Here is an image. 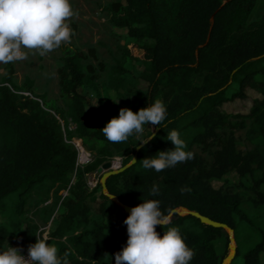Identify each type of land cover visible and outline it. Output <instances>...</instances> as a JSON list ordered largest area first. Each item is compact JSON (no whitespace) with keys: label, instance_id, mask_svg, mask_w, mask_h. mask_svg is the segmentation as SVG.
Instances as JSON below:
<instances>
[{"label":"trees","instance_id":"1","mask_svg":"<svg viewBox=\"0 0 264 264\" xmlns=\"http://www.w3.org/2000/svg\"><path fill=\"white\" fill-rule=\"evenodd\" d=\"M257 1L108 4L109 23L126 31L121 59L112 67L108 82L115 98L109 101L108 89L85 70L83 54L64 49L59 80L65 128L31 94L30 84L26 94L18 91L8 63L0 81V251L19 247L23 254L36 242L38 227L25 218V199L49 183V189L66 195L54 202L57 211L47 242L57 246L61 257L68 253L67 264H115V254L127 243L124 220L129 214L102 194L99 182L89 188L86 176L114 157L128 164L142 141L134 135L126 142L111 143L100 129L118 117L121 108L137 112L160 99L167 109L165 120L154 125L157 131L139 149L136 162L107 179V192L130 207L157 199L166 213L185 208L226 224L236 245L230 264L240 255L243 264H264V154L259 151L264 148V15L249 22ZM248 91L259 97L246 114L232 116L224 110L225 104L245 99ZM232 119L240 121L233 124ZM246 121L250 122L247 135L255 136L256 148L241 152L228 130L245 129ZM69 123L74 125L73 133L68 131ZM172 130L180 133L193 158L161 172L143 168L144 158L174 148L167 139ZM72 138L93 153L92 162L77 166ZM196 147L209 155L210 162ZM230 172L252 191L253 199L244 202L238 194L212 186V181ZM154 184L159 195L150 196ZM182 186L190 191L181 194ZM172 226L180 228L195 253L190 264L221 263L225 254L218 256L214 241L227 244L225 230L190 216H174L167 227ZM156 230L162 236L167 228L158 225Z\"/></svg>","mask_w":264,"mask_h":264},{"label":"clouds","instance_id":"2","mask_svg":"<svg viewBox=\"0 0 264 264\" xmlns=\"http://www.w3.org/2000/svg\"><path fill=\"white\" fill-rule=\"evenodd\" d=\"M77 14L70 0H0V63L25 60L28 53L45 56L70 43L75 33L69 21ZM166 114L164 102L157 99L137 112L121 108L118 117L111 118L100 130L107 141L123 143L134 135L142 136L145 125H160ZM167 139L174 148L144 158L143 168L161 172L193 158L177 130L170 131ZM189 191L186 186L180 188L181 194ZM149 195H159L157 185L152 186ZM124 224L128 239L126 246L115 254V264H190L195 255L180 228L167 227L171 213L163 211L157 199L143 200L132 207ZM158 225L167 228L162 236L156 230ZM35 236L36 242L28 246L27 257L21 248L8 246L0 251V264H67V252L61 257L57 246L47 242V236Z\"/></svg>","mask_w":264,"mask_h":264},{"label":"rangeland","instance_id":"3","mask_svg":"<svg viewBox=\"0 0 264 264\" xmlns=\"http://www.w3.org/2000/svg\"><path fill=\"white\" fill-rule=\"evenodd\" d=\"M115 1L118 0H70L73 9L78 13L69 21L70 27L75 33L71 42L62 44L59 48L45 56L28 53L27 59L10 62L13 68V83L19 88L18 91L26 94V85L30 84L31 94L41 99L43 107L59 119L63 128H65L63 118H65L66 107L60 94L59 72L63 64L64 49L78 51L83 54L82 64L85 70L92 72L95 82L101 88L105 87L108 89L106 98L109 101L115 98V93L109 89L108 82L112 67L121 59L126 34L125 30L114 28L109 23V17L105 8L108 4ZM263 15L264 0H258L249 17V22L256 21ZM24 51L27 52L26 49ZM132 52L138 55L135 49H132ZM7 64L0 63V81L6 75ZM194 80L196 84L200 83L198 76H195ZM257 97H259L258 94L248 91L245 99H237L225 104L224 110L232 116L246 114L252 105V101ZM232 121L233 124H236L240 120L232 119ZM249 124L250 122L246 121L245 129L228 130V132H233L237 149L241 152H247L256 148L255 136L247 135ZM68 131L74 132V125L71 123L68 124ZM154 131V125L149 124L145 127L143 135L137 138L139 141L148 139ZM70 142L77 150L82 149L84 152H87L92 162L93 153L83 146L81 140L72 138ZM195 150L210 162L208 154L202 153L198 147ZM259 151L264 154L263 147L260 146ZM123 160L124 158L122 157L111 159L112 164H115V168L113 169L117 170L119 167H123ZM100 177L101 175L96 172L88 174L86 176L87 186L94 187L99 182ZM74 181L75 178L73 177L72 182L74 183ZM211 184L215 189L229 190L232 193L238 194L244 202L254 198L252 191L239 182L238 176L234 172H230L218 181H212ZM49 186V183H46L43 188L33 191L25 199L24 205L25 218L30 224L38 227L39 234L42 237L47 236L51 222L56 215L57 207L54 206L56 198L66 195V191L56 192L55 189H49ZM227 244L225 240L214 241V247L219 257L228 254ZM230 244L231 246L233 245L231 242ZM232 264H243V256H238Z\"/></svg>","mask_w":264,"mask_h":264},{"label":"water","instance_id":"4","mask_svg":"<svg viewBox=\"0 0 264 264\" xmlns=\"http://www.w3.org/2000/svg\"><path fill=\"white\" fill-rule=\"evenodd\" d=\"M156 131H157V128H155L154 133ZM154 133L150 136L151 138L153 137ZM144 145H145V143H141L135 149V154L133 155L131 161L128 164L124 165L123 167H119L117 170H113L112 169V161H106V162L102 163L96 169V173L101 175L100 180H99V184H100V187H101L102 194L105 197H107L108 199H110L112 202L117 204L119 207H121L123 209V211L125 213H127V214H130V210H131L132 207L122 204L115 196L109 194L107 192L106 181H107V179L109 177H111L113 175H116V174H119V173L123 172L125 169L129 168L130 166H132L136 162L137 152ZM170 213H171V219L174 216H180V217L190 216V217H193V218L197 219L201 224H203L205 226H209V227L215 228V229H223V230H225L226 233H227V240H228L227 248H228L229 252L221 260L220 264H230L232 262V260L235 257V254H236V245H235V241H234L233 231L226 224L214 221V220H212V219H210V218H208L206 216H203V215L199 214L196 211H189V210H187L185 208L173 209V210H171ZM231 241L233 242L232 246H230V242Z\"/></svg>","mask_w":264,"mask_h":264},{"label":"built area","instance_id":"5","mask_svg":"<svg viewBox=\"0 0 264 264\" xmlns=\"http://www.w3.org/2000/svg\"><path fill=\"white\" fill-rule=\"evenodd\" d=\"M80 152L77 155V166H84L85 164L91 162V157L87 152H84L82 149H79ZM77 150V152L79 151ZM89 188H93V187H89ZM28 251L23 253V255L25 257H27Z\"/></svg>","mask_w":264,"mask_h":264},{"label":"bare ground","instance_id":"6","mask_svg":"<svg viewBox=\"0 0 264 264\" xmlns=\"http://www.w3.org/2000/svg\"><path fill=\"white\" fill-rule=\"evenodd\" d=\"M113 168H115V164H114V165L112 164V169H113ZM113 170H114V169H113ZM231 243L233 244V242H232V241H231ZM230 246H231V244H230Z\"/></svg>","mask_w":264,"mask_h":264}]
</instances>
